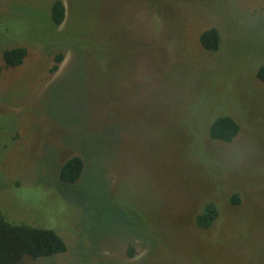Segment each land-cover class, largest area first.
I'll return each mask as SVG.
<instances>
[{"label":"rangeland","instance_id":"obj_1","mask_svg":"<svg viewBox=\"0 0 264 264\" xmlns=\"http://www.w3.org/2000/svg\"><path fill=\"white\" fill-rule=\"evenodd\" d=\"M55 1L0 0V211L69 247L24 264H264V0H62L61 26ZM224 115L229 144L209 136Z\"/></svg>","mask_w":264,"mask_h":264},{"label":"trees","instance_id":"obj_2","mask_svg":"<svg viewBox=\"0 0 264 264\" xmlns=\"http://www.w3.org/2000/svg\"><path fill=\"white\" fill-rule=\"evenodd\" d=\"M66 19V6L62 0H56L52 6V20L56 26L64 24ZM202 47L210 52H216L220 48L221 34L217 28H209L200 35ZM28 50L24 47L14 48L4 53L6 67L15 68L24 63ZM56 66L53 71H58V64L64 61V54H58L55 58ZM2 68L0 67V74ZM256 78L264 82V64L258 69ZM241 127L238 122L228 115L219 116L209 128L211 140L232 143ZM85 170V161L81 156L69 158L61 167L60 180L64 184L79 182ZM234 205L241 203L239 194L232 198ZM3 208V206L0 205ZM218 206L209 201L205 207L195 216V223L199 229L210 230L219 217ZM69 250L66 241L55 231L34 227L27 224H14L6 220L0 211V264H24L25 258L33 260L52 258L65 254ZM130 255H134L133 247Z\"/></svg>","mask_w":264,"mask_h":264}]
</instances>
